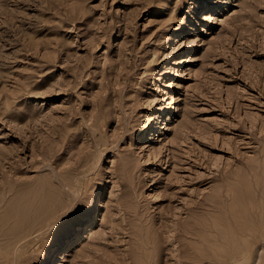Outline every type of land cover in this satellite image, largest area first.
<instances>
[{
    "label": "rangeland",
    "instance_id": "374dc122",
    "mask_svg": "<svg viewBox=\"0 0 264 264\" xmlns=\"http://www.w3.org/2000/svg\"><path fill=\"white\" fill-rule=\"evenodd\" d=\"M207 1L0 0V264H264V0Z\"/></svg>",
    "mask_w": 264,
    "mask_h": 264
},
{
    "label": "bare ground",
    "instance_id": "6f19581e",
    "mask_svg": "<svg viewBox=\"0 0 264 264\" xmlns=\"http://www.w3.org/2000/svg\"><path fill=\"white\" fill-rule=\"evenodd\" d=\"M207 2H209V0ZM197 4H201V2H198ZM206 17H207V15H206ZM206 17H204V18H206ZM173 40H176V38H174ZM153 126H154L153 128H151V127L147 128L148 129L147 133L142 138H140V140L149 141V139L152 137L153 134H156L157 131H160V128H161L160 120H157ZM67 244H68V239L66 238L61 242L60 250L62 248H64ZM64 253H65L64 251H59L57 256H61V257L65 256ZM55 264H61V263L58 261H55Z\"/></svg>",
    "mask_w": 264,
    "mask_h": 264
},
{
    "label": "snow or ice",
    "instance_id": "6c2138e0",
    "mask_svg": "<svg viewBox=\"0 0 264 264\" xmlns=\"http://www.w3.org/2000/svg\"><path fill=\"white\" fill-rule=\"evenodd\" d=\"M76 211H87V209H84V208H79L77 209ZM75 213H69L66 217H64L60 223H58L56 225V228L59 229V228H68V229H71L74 227V224H73V221H72V218L74 216Z\"/></svg>",
    "mask_w": 264,
    "mask_h": 264
}]
</instances>
